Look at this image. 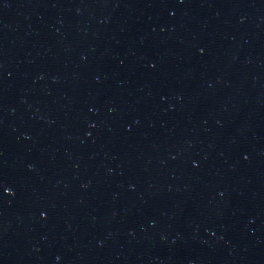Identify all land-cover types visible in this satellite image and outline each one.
Instances as JSON below:
<instances>
[{
	"label": "water",
	"instance_id": "95a60500",
	"mask_svg": "<svg viewBox=\"0 0 264 264\" xmlns=\"http://www.w3.org/2000/svg\"><path fill=\"white\" fill-rule=\"evenodd\" d=\"M0 264H264V0H0Z\"/></svg>",
	"mask_w": 264,
	"mask_h": 264
}]
</instances>
